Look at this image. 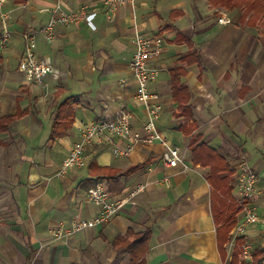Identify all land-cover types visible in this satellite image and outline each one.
Listing matches in <instances>:
<instances>
[{
    "label": "crops",
    "instance_id": "1",
    "mask_svg": "<svg viewBox=\"0 0 264 264\" xmlns=\"http://www.w3.org/2000/svg\"><path fill=\"white\" fill-rule=\"evenodd\" d=\"M64 1L72 10L98 9L97 29L60 23L52 40L38 37L37 54L53 68L45 84L27 79L19 64L24 33L48 21L56 0H7L11 36L5 41L0 18V126L8 125L0 130V264H131V251L119 252L115 240L144 232L146 264H230L240 252L229 242L243 215L238 184L244 160L259 177L260 215L245 237L254 258L261 257L264 19L253 21L238 8L220 10L208 0H136L119 5L110 20L102 0ZM223 15L227 23L219 21ZM137 32L164 38L151 59L161 70L150 85L163 106L159 130L172 145L188 148L192 168L164 164L158 142L137 145L127 156H115L107 142L89 149L86 166L60 175L85 121L127 116L143 128L145 103L130 68ZM175 67L183 70L179 83L188 94L181 104L172 93ZM63 119L72 122L53 136ZM196 136L204 147L194 158L189 144ZM213 172L228 176L230 193L211 181ZM165 176L169 183L157 182ZM97 181L129 201L103 225L55 240V230L101 212L88 198ZM140 184L147 186L137 192ZM230 217L234 225L226 234ZM239 264H247L242 255Z\"/></svg>",
    "mask_w": 264,
    "mask_h": 264
},
{
    "label": "built area",
    "instance_id": "2",
    "mask_svg": "<svg viewBox=\"0 0 264 264\" xmlns=\"http://www.w3.org/2000/svg\"><path fill=\"white\" fill-rule=\"evenodd\" d=\"M7 0H0V18L3 24L2 38L5 41L11 36L9 28V11L5 4ZM136 0H102L106 7L107 15L113 20L119 5L123 3L134 4ZM22 4L21 7H26ZM98 9L89 4L83 5L77 10L69 9L64 0H56L50 10V17L46 23L39 28L24 33V54L20 61L19 68L26 75L27 79L36 84H45L47 75L53 73L52 66L48 61L37 54L38 37L41 35L50 41L54 38L58 24L76 25L86 22L93 30L97 29L95 19ZM221 23H227L226 15L219 18ZM164 38L162 35H149L137 32L133 39L135 52L130 63L132 74L137 82L138 96L144 101L146 109V121L142 129H136L130 122L129 117L123 116L119 119L104 118L101 120L85 121L81 127L80 139L71 148L69 155L63 162L59 174L64 175L70 168H81L88 164L89 149L95 145H102L107 142L112 144V153L115 156L129 155L137 145H150L160 143L164 150L162 161L167 166H182L183 171L192 168L188 161V148H181L172 145L159 130V120L163 106L159 101V93L152 91L150 85L160 75L159 66L152 63V57L158 55L163 47ZM117 137L120 142H117ZM241 175L239 176V203L242 211V218L236 223L231 231L229 246L232 251L239 250L243 261L247 264H264V253L256 260L251 242L246 239L245 234L249 226L259 221V208L257 204L258 174L246 161L240 163ZM170 182L169 176L157 182ZM147 184H140L137 192L144 190ZM88 198L101 212L87 219H77L69 229L59 228L54 232L55 240L71 236L74 233L87 228L101 226L113 218L121 208L129 201L128 197L116 198L112 196L101 181L92 184L88 189Z\"/></svg>",
    "mask_w": 264,
    "mask_h": 264
},
{
    "label": "trees",
    "instance_id": "3",
    "mask_svg": "<svg viewBox=\"0 0 264 264\" xmlns=\"http://www.w3.org/2000/svg\"><path fill=\"white\" fill-rule=\"evenodd\" d=\"M211 5L217 8H225V9H234L238 8L243 11V14L246 16L247 13L253 12V15H261L264 18V0H208ZM183 70L181 67H175L173 70V78H172V93L175 95V98L179 103L181 104L183 101L186 102L188 99V94L186 92V87L181 85L179 83V75L182 74ZM66 104V103H65ZM185 106L183 110L186 108ZM181 110V112H184ZM67 113V112H66ZM68 116V115H66ZM9 119L11 121L12 116L4 117L2 118V122ZM72 122L70 119H63L60 121H57L53 126V136L60 133L61 130L65 129L68 126V122ZM8 125L3 123L2 126H0V130H7ZM198 136H196L194 139H192L189 146L191 147V151L194 154V158H196V153L198 152L200 147H204V145L200 146L198 144ZM209 156H217L213 150L210 149ZM210 162V160H207V162ZM206 162V161H205ZM227 169V168H226ZM211 181L219 187V189L223 193H230L231 187L228 184V176L226 178H220L214 174L210 175ZM219 180L222 185H218V183L215 182V180ZM222 204V199H221ZM233 222L231 220V217L227 219V221L223 224V229L225 230V233L227 234L230 230V228L233 226ZM148 232L136 234L134 238H130L129 235L120 236L117 237L115 240V244L118 248V251L123 250H130L132 253V261L131 264H146V261L143 259V255L147 248H145V245H147V236ZM241 256L240 252H237L234 255V258L230 262V264H239V258ZM259 256H256V260H259Z\"/></svg>",
    "mask_w": 264,
    "mask_h": 264
},
{
    "label": "rangeland",
    "instance_id": "4",
    "mask_svg": "<svg viewBox=\"0 0 264 264\" xmlns=\"http://www.w3.org/2000/svg\"><path fill=\"white\" fill-rule=\"evenodd\" d=\"M220 10H223V9H225V8H219ZM246 16H250L251 18H252V20L254 21H257L258 19H264L261 15H257V14H255V15H253V12H249V13H247L246 14Z\"/></svg>",
    "mask_w": 264,
    "mask_h": 264
}]
</instances>
